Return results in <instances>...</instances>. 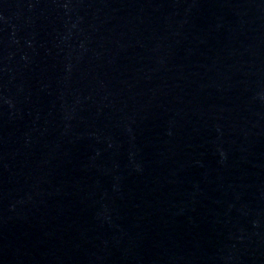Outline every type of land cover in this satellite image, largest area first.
<instances>
[{
  "label": "water",
  "instance_id": "water-1",
  "mask_svg": "<svg viewBox=\"0 0 264 264\" xmlns=\"http://www.w3.org/2000/svg\"><path fill=\"white\" fill-rule=\"evenodd\" d=\"M0 264H264V0H0Z\"/></svg>",
  "mask_w": 264,
  "mask_h": 264
}]
</instances>
